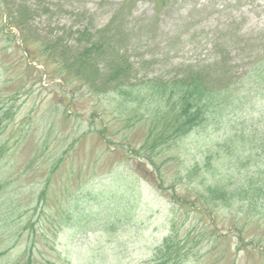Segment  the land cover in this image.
Here are the masks:
<instances>
[{
    "label": "rangeland",
    "instance_id": "374dc122",
    "mask_svg": "<svg viewBox=\"0 0 264 264\" xmlns=\"http://www.w3.org/2000/svg\"><path fill=\"white\" fill-rule=\"evenodd\" d=\"M263 58L264 0H0V264H163L173 231L179 264H264V195L214 188L264 153L214 122L144 151L159 129L116 96L196 76L248 118Z\"/></svg>",
    "mask_w": 264,
    "mask_h": 264
},
{
    "label": "trees",
    "instance_id": "16d2710c",
    "mask_svg": "<svg viewBox=\"0 0 264 264\" xmlns=\"http://www.w3.org/2000/svg\"><path fill=\"white\" fill-rule=\"evenodd\" d=\"M259 68L264 75V58L260 61ZM122 72H124V68ZM116 75L117 72L115 73V80L118 79ZM249 75L252 76L251 73ZM109 80H113V77L109 78ZM262 89L264 90V88ZM119 90L121 92L116 93V96L120 94L119 96L122 98H125L128 92L129 99L127 100V105L132 107L134 119H137L135 121L144 118L147 121L149 116H151V123L155 122L154 127L159 129L156 133H152L151 131V134L148 135L147 143L143 148L144 151L168 144L179 137L185 136V134L197 127L202 125L207 126L211 122H214L218 128L227 126L224 132L225 135L217 143L219 145L218 150L225 153L226 156L244 159L264 153V129L261 131L264 127V113L253 111L252 116L247 118V109H255L254 105L249 104V106H245L249 99L246 102L244 99L236 98H231L229 102L213 101L212 98L216 95V92L205 88L202 80L196 76L192 80L183 79L179 82H165L161 86H158L153 81H148L145 86L135 87L126 85V87H119ZM226 91L227 89L223 90V92ZM261 95L264 97V91L261 92ZM136 110H140L137 112L138 116L135 115ZM238 114L241 116L239 121L236 120ZM5 120V117L0 116V133L4 128L2 123ZM168 124H170V128L167 130ZM259 163L260 160L255 159V161L246 164L244 169L237 166L238 174H241L240 185L243 192L245 188H248L245 194L239 191L240 189L238 188L227 190L228 188L224 184H215L214 188L223 191V196L227 200V193L235 190L232 192L233 196L244 195L243 198L238 199L242 204H254V197L259 198L264 195V171L262 172L259 169ZM253 167L257 168L258 171L256 173L252 172L248 176L251 170L247 169ZM261 168L264 170V165ZM244 170L246 172H243ZM261 174L263 178L259 176ZM177 235L178 231H173L167 237L164 245L158 249L160 251L158 253L159 259L161 260L166 257L163 264H168L169 262L179 264L183 255L187 254L180 247V241L177 242ZM8 250L1 251L0 257L5 255Z\"/></svg>",
    "mask_w": 264,
    "mask_h": 264
}]
</instances>
